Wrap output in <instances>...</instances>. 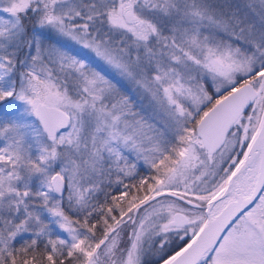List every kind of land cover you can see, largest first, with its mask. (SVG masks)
Masks as SVG:
<instances>
[{"label":"snow or ice","instance_id":"snow-or-ice-1","mask_svg":"<svg viewBox=\"0 0 264 264\" xmlns=\"http://www.w3.org/2000/svg\"><path fill=\"white\" fill-rule=\"evenodd\" d=\"M0 264H264V0H0Z\"/></svg>","mask_w":264,"mask_h":264}]
</instances>
